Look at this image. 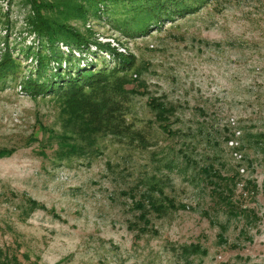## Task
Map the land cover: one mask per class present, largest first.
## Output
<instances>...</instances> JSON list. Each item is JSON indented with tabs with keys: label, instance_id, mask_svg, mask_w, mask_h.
<instances>
[{
	"label": "rangeland",
	"instance_id": "rangeland-1",
	"mask_svg": "<svg viewBox=\"0 0 264 264\" xmlns=\"http://www.w3.org/2000/svg\"><path fill=\"white\" fill-rule=\"evenodd\" d=\"M27 13L22 0H0V53L1 39L12 51L33 42ZM87 24L136 59L126 123L144 143L108 136L93 154L60 160L56 99L19 86L31 65L0 80L1 254L21 264H264V0H209L144 36L107 15ZM96 59L115 64L99 52L82 65ZM151 100L170 107V135ZM152 178L174 208L137 209Z\"/></svg>",
	"mask_w": 264,
	"mask_h": 264
},
{
	"label": "trees",
	"instance_id": "trees-1",
	"mask_svg": "<svg viewBox=\"0 0 264 264\" xmlns=\"http://www.w3.org/2000/svg\"><path fill=\"white\" fill-rule=\"evenodd\" d=\"M207 1L22 0L28 8L26 30L33 35V42L25 45L23 39L12 51L8 39H1L4 49L0 53V80L14 81L22 73V63L31 65L19 86L32 99L43 96L56 99L61 133L48 132L52 134L50 139L58 140L55 153L60 160L72 155H91L98 141L108 136L132 145L143 144L141 133L126 123L130 110L128 96L136 93L126 87L133 83L132 73H138L136 59L98 42L87 23L107 15L112 26L126 35L144 36L166 21L196 12ZM93 48L95 52L91 51ZM99 52L111 55L114 66L108 68L103 60L98 65L97 59L93 64L82 65L86 55ZM147 106L155 113L160 130L170 135V107L152 100ZM153 179H145L144 199L135 201L137 209L164 213L174 208L173 200L161 192ZM227 180L220 178L216 190L229 203L228 195L225 196L231 192ZM0 264L21 263L16 256L0 252Z\"/></svg>",
	"mask_w": 264,
	"mask_h": 264
}]
</instances>
